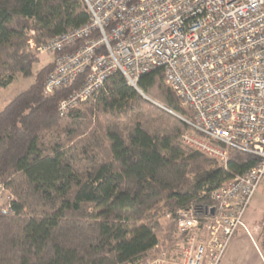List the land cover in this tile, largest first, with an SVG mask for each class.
<instances>
[{"label": "trees", "instance_id": "1", "mask_svg": "<svg viewBox=\"0 0 264 264\" xmlns=\"http://www.w3.org/2000/svg\"><path fill=\"white\" fill-rule=\"evenodd\" d=\"M89 20L83 0H0V92L35 82L0 109V264H148L177 260L178 212L204 215L213 191L258 162L230 150L226 164L186 145L191 115L162 70L138 89L118 73L62 115L65 88L45 94L36 47ZM264 255V222L259 228Z\"/></svg>", "mask_w": 264, "mask_h": 264}, {"label": "built area", "instance_id": "2", "mask_svg": "<svg viewBox=\"0 0 264 264\" xmlns=\"http://www.w3.org/2000/svg\"><path fill=\"white\" fill-rule=\"evenodd\" d=\"M89 20L44 45L54 58L45 94L72 88L64 115L80 107L113 74L138 89L142 76L162 70L188 110L186 145L226 164L229 151L257 164L211 194L204 215L178 212L185 242L177 260L166 253L148 264H221L264 177V0H83ZM13 195L0 183V208Z\"/></svg>", "mask_w": 264, "mask_h": 264}, {"label": "rangeland", "instance_id": "3", "mask_svg": "<svg viewBox=\"0 0 264 264\" xmlns=\"http://www.w3.org/2000/svg\"><path fill=\"white\" fill-rule=\"evenodd\" d=\"M37 55L40 61L34 68V74L45 66L54 63L52 56L40 55L38 53ZM34 82L35 75L28 78L19 77L9 87L3 89L0 92V109L5 108ZM243 222L244 227H240L233 236L228 247L227 254H229L226 257L228 258V256L230 257L235 254L233 261L231 257L230 264H264V255L261 252L258 239L259 228L264 222V177L251 199Z\"/></svg>", "mask_w": 264, "mask_h": 264}, {"label": "crops", "instance_id": "4", "mask_svg": "<svg viewBox=\"0 0 264 264\" xmlns=\"http://www.w3.org/2000/svg\"><path fill=\"white\" fill-rule=\"evenodd\" d=\"M227 252H228V249H227V251H226V253H225V256H224V258H223V260H222V262H221V264H230V262H231V257L233 258L232 259V261L234 260V257H235V254L234 255H232V256H228V258L226 257L228 254H227ZM262 260V259H261Z\"/></svg>", "mask_w": 264, "mask_h": 264}]
</instances>
